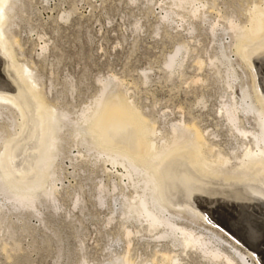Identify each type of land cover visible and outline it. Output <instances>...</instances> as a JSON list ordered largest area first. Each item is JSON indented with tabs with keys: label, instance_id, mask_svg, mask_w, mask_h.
Segmentation results:
<instances>
[{
	"label": "bare ground",
	"instance_id": "6f19581e",
	"mask_svg": "<svg viewBox=\"0 0 264 264\" xmlns=\"http://www.w3.org/2000/svg\"><path fill=\"white\" fill-rule=\"evenodd\" d=\"M6 1L1 0L0 4H5ZM239 2V9L234 7L221 12L220 9H215L213 0H161V12H158V20L174 24V27L191 41L197 40L194 33L197 29L195 22L207 23L217 51L212 54L203 53L206 55L204 57L196 54L195 48L187 45L188 41L182 40L175 44L173 50L165 57L163 68L168 78L175 76L184 83L201 80L196 73L204 68L212 71L219 83L222 81L224 90L219 95L220 100L214 113L222 119L227 132L236 140L235 145L224 149L215 139L217 134L213 130H201L194 121L186 122L183 118L168 120L166 113L160 114L157 119L152 114L143 113L135 106L131 97L126 96V89H121V81L114 75L107 79L97 78V93L77 111L64 108L52 115L51 105L49 106L48 100L46 101V97L40 92V87L38 88L35 82L29 83L24 74H19L20 64L13 63L16 58L12 55L14 51L9 43L7 44L9 38L6 39V35L11 34L14 43L20 47L17 36L9 33L8 29L16 16L17 7L22 3L21 0L7 1L5 10H2V19L10 20L11 24L7 25L6 30L0 29L3 38L0 43V57L6 63L8 84L3 78V84L0 83V86L4 85L6 90L9 84L14 86L13 91L28 104L30 114L29 119L23 117L22 122H17L16 113L11 106L21 109L23 106L20 107V101L0 96V119L8 120L0 126V146L3 147L0 209L3 210L4 207L2 201L7 202L6 207L14 210L26 209L30 215L36 216L41 215L38 205L44 204V201L54 211L58 209L56 200L59 193L56 181L61 177L56 169L60 165L59 158L63 147L69 145L76 149L73 158H85L84 155L91 152L89 154L94 157V163L98 164L100 171L107 173L110 188L106 189L107 184L101 183L102 180L96 183L97 203L102 206L107 196L117 204V207L113 208L110 202L107 203L109 216L105 222L107 224L113 221V214H118L119 236L125 247L123 246L121 253L111 252V256L105 260L106 264H185L183 260L189 251L211 264H255L253 257L258 264H264V254L261 251L259 257L252 251L254 248H249V253L244 252L235 244L236 241H229L212 226L207 227L200 223L199 218L203 217L204 211H200L194 204L201 203L205 196H209L212 203L222 201L227 202L230 208L237 207L241 211L247 207L255 211L254 207H262L259 202L264 199V93L257 76L261 73L260 62L264 58V0ZM214 10L216 15L208 17ZM3 24L0 21V25ZM226 35L229 41L225 40ZM46 48V43L43 42L37 55ZM229 49L239 57L237 66L241 67L243 74L238 73L235 58L233 57V60L230 57ZM188 70L195 71L194 75H186ZM248 70H252L253 75L247 83L251 75ZM27 73L29 72H26V76ZM147 77L144 74V78ZM237 86L242 92L241 96ZM197 102L204 103L203 97ZM21 111L23 113L22 109ZM22 123L25 124L24 130L32 124L33 129L39 133L38 138L45 139L46 142L49 140L50 144L48 143L47 158L44 161H41V158L28 163L25 168L22 167L19 172L22 174L17 178L18 174L15 175L12 171L14 169L11 168L10 157L17 143H23L24 135H19L18 130ZM11 128L13 131H10ZM41 152L43 153L42 150ZM23 164L25 166L26 163ZM194 190L199 193V201L192 204L189 193H194ZM114 191L116 192L113 193ZM187 213L191 217H188ZM205 217L209 220L208 216ZM42 220L40 217L39 221L43 222ZM5 231L11 233L9 225H6ZM133 237L153 238L156 242H165L159 248H154L150 257L136 260L129 254ZM257 242L251 244L255 245L256 249H261ZM2 249L4 252L8 251L4 247ZM79 264L93 263L82 259ZM197 264L202 263L198 261Z\"/></svg>",
	"mask_w": 264,
	"mask_h": 264
},
{
	"label": "rangeland",
	"instance_id": "374dc122",
	"mask_svg": "<svg viewBox=\"0 0 264 264\" xmlns=\"http://www.w3.org/2000/svg\"><path fill=\"white\" fill-rule=\"evenodd\" d=\"M7 1L5 4H0V21L2 24L5 22L3 26L0 25L1 30L2 28L6 30L5 28L11 24L10 20L2 19L4 12L2 10H5ZM239 1L213 0L215 9L218 8L221 12L229 11L234 7L239 9ZM21 3L8 29L9 33L12 32L17 36L20 47L14 43L11 34L6 35V39L9 38L7 44L9 43L14 51L12 55L16 59L13 63L20 64L19 68L22 70H18L19 74H24L29 83L35 82L37 87H40V92L46 97V101L48 100L49 106L51 105L52 115L64 108L77 111L97 93L99 88L97 78L107 79L110 75H114L121 81V89L127 90H125L126 96L131 97L135 106L143 113L152 114L157 119L160 114L166 113L168 120L183 118L186 122L194 121L201 130L206 128L213 130L217 134L215 139L224 149L235 145L236 140L227 132L222 119L214 113L220 100L219 95L224 90L222 81L219 83L213 72L204 68L198 71V74L196 73L197 77L202 78L201 80L186 81V83L189 82L186 84L175 76L168 78L163 68L165 57L173 50L175 44L182 40L188 41L187 45H191L188 46L195 48L196 54L204 57L206 55L203 53L212 54L217 51L216 43L207 29V23L195 22L197 29L194 33L198 41H191L185 38L180 30L174 27V24L169 22L170 25L158 20L161 0H157V4L156 0H21ZM215 15L214 10L209 13L208 17ZM2 39L0 33V43ZM225 40L229 41L227 35ZM43 42L46 43L47 48L38 56L39 46ZM229 50L231 55L228 53ZM229 50L227 53L232 59L235 58L233 60L236 61L238 73L243 74L241 67L237 66L240 62L239 57L234 55L233 50ZM195 52L192 53L195 54ZM260 63L261 73L258 72L257 76H259L258 79L264 93V58ZM0 67V75H2L0 83L4 78L3 81L8 84L6 75L8 70L2 57H0ZM248 68L250 69L249 66ZM25 71L29 72L27 76ZM194 72L188 70L186 75L193 76ZM248 72L251 75L248 81L246 80L247 83L253 75L252 70ZM143 73L149 78H144ZM2 84L0 96L18 99L20 107L23 106L21 107L23 113L19 107L11 106L16 113V121L22 122L23 117L29 119L28 104L13 91L14 86L9 84L6 90ZM238 87L237 91L240 95L242 92ZM201 96L204 99L202 104L197 102ZM3 120L0 119V126L8 122L5 118ZM23 127H25L24 123L21 128H18L19 135H24L23 143H17L10 157L11 168L14 169L12 171L15 175L18 174L17 178L22 174L19 172L28 163L41 158H43L41 161H44L49 154V140L48 142L45 139L40 140L39 133L33 129L32 124L25 130ZM10 131H13V128ZM11 135L13 137L14 134ZM81 150L84 151L83 148ZM2 151L3 147L0 146V169L3 166ZM89 153L91 152L84 155L85 158H73L76 154L75 147L72 148L69 145L63 147V153L59 158L60 165L56 169L61 177L56 181L59 193L56 200L58 208L56 212L44 201V204L38 205L42 212L41 215H30L26 209L14 210L6 207L7 202L1 200L4 207H2L3 210L0 209V223L2 222L0 227L3 226L2 230L0 229V264H79L82 259L93 264H102V262L106 264L105 260L111 256V252L121 253L123 251L125 244L119 236L120 217L118 214H113V221L107 224L105 222L109 216L107 203L110 202L113 208L117 207V204L106 196L101 206L95 197V186L100 180H102L101 183L107 184L106 189L110 188L107 173L100 171L98 164L94 163V157ZM23 163H26L25 166ZM15 167L18 169L16 170ZM184 185L188 187V184ZM189 185L192 186V184ZM189 195L192 204L194 201H199L198 191L194 190V193H189ZM76 200L78 201L75 202ZM80 200L82 201L79 202ZM261 201L259 204L262 207H254L255 211L247 207L241 211L235 206V208H230L227 202L222 201L212 203L209 196H205L201 203L194 204L198 209L200 208V211L207 214L203 212V217L199 218L200 223L207 227L212 226L229 241L234 243L236 241L235 244L244 252H247L249 248L256 249L251 243L258 241L257 245L262 248L252 251L259 257L260 251L264 254V235H262L264 234V199ZM6 208L11 211H7ZM186 215L190 216L188 213ZM205 216H208L209 220ZM40 217L43 222L39 221ZM6 225L10 226L11 233L5 231ZM13 242L18 243L15 244L17 247ZM163 242L165 241L156 242L153 238L133 237L129 245V254L136 260L148 258L153 249L159 248ZM1 245L5 249L8 247L6 249L8 251L4 252ZM253 259L255 264H258L256 258L253 257ZM198 261L202 264H211L190 251L188 256L184 257L183 263L197 264Z\"/></svg>",
	"mask_w": 264,
	"mask_h": 264
}]
</instances>
